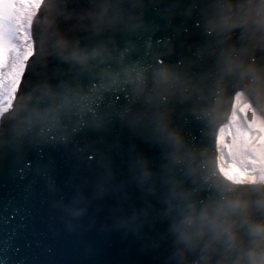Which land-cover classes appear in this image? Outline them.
<instances>
[{
    "label": "clouds",
    "instance_id": "1",
    "mask_svg": "<svg viewBox=\"0 0 264 264\" xmlns=\"http://www.w3.org/2000/svg\"><path fill=\"white\" fill-rule=\"evenodd\" d=\"M35 26L40 63L75 62L96 83L77 105L37 84L18 119L65 144L91 134L79 151L96 157L93 198L115 201L113 230L132 236L150 264H264V182L214 180L188 128L217 90L264 111V0H43ZM149 38L150 56L138 58ZM129 186L139 206L125 209ZM84 200L77 188L73 204Z\"/></svg>",
    "mask_w": 264,
    "mask_h": 264
},
{
    "label": "water",
    "instance_id": "2",
    "mask_svg": "<svg viewBox=\"0 0 264 264\" xmlns=\"http://www.w3.org/2000/svg\"><path fill=\"white\" fill-rule=\"evenodd\" d=\"M35 25L36 19L35 52L29 71L32 87L22 84L20 92L24 95L35 85L50 82L64 101L84 103V91L96 83L92 74L75 62L40 63L42 49L37 45ZM153 36L155 43L161 42L158 35ZM152 44L149 38L145 49L136 51L137 57L147 59ZM235 101V94L222 90L204 95L197 106L201 124H189L188 128L192 139L203 148L208 175L225 186L244 187L251 184L234 183L221 175L215 143L231 119ZM22 107L0 134V264H150L147 256L138 253L132 236L124 238L120 231L113 230V218L118 215L113 210V198H93L91 180L97 172L96 157L91 149L79 151L91 134L81 131L72 143L65 144L54 133L41 138L34 131L25 132L18 119L23 115ZM251 108L264 119V111ZM251 116L249 112L248 118ZM115 167L123 174L119 157ZM77 188L85 197L79 206L73 204ZM126 191L125 209L128 204L139 206L135 189L129 186ZM80 207H86V213L74 216Z\"/></svg>",
    "mask_w": 264,
    "mask_h": 264
},
{
    "label": "snow or ice",
    "instance_id": "3",
    "mask_svg": "<svg viewBox=\"0 0 264 264\" xmlns=\"http://www.w3.org/2000/svg\"><path fill=\"white\" fill-rule=\"evenodd\" d=\"M42 6V0H0V115L9 111L12 106L15 94L21 84L22 78L28 69V62L35 52L32 38V24L36 13ZM243 94L237 92L235 100L240 101ZM236 105L233 104L235 111ZM252 105L247 102L241 111L246 113ZM257 119V114L253 110V120ZM223 131V129H221ZM217 150H221V145L228 148V156H233L232 145L224 144L221 137H216ZM248 166L257 164V160H248ZM219 171L228 180L234 183H241L245 179L250 183L257 182L254 167H237L235 163L228 168L220 167ZM260 182H264V174L259 177Z\"/></svg>",
    "mask_w": 264,
    "mask_h": 264
},
{
    "label": "rangeland",
    "instance_id": "4",
    "mask_svg": "<svg viewBox=\"0 0 264 264\" xmlns=\"http://www.w3.org/2000/svg\"><path fill=\"white\" fill-rule=\"evenodd\" d=\"M247 103V101L245 100V98L243 97L240 101H236L235 105V111L233 112V116H232V121L236 122V127L238 128L237 131H235V133L233 134L234 136H236L238 139H241L242 137V133H248L251 134L253 137L256 135V133H262L264 134V120L262 118H260L259 116H257L256 120H253V116L251 121L246 120V121H241V118L243 117L244 119H246V115L244 111H241V109L243 108V105ZM250 111L252 112V109H248L246 110V113ZM237 139V140H238ZM264 141H263V145L262 147L260 146L259 149L257 150L258 155L260 154L261 158H264ZM264 172V170H263Z\"/></svg>",
    "mask_w": 264,
    "mask_h": 264
},
{
    "label": "bare ground",
    "instance_id": "5",
    "mask_svg": "<svg viewBox=\"0 0 264 264\" xmlns=\"http://www.w3.org/2000/svg\"><path fill=\"white\" fill-rule=\"evenodd\" d=\"M34 55V54H33ZM33 57V56H32ZM32 57L30 58L28 62V69L25 72L24 77L22 78L21 85L19 86V89L17 93L15 94L14 100L12 102V106L9 109L8 112L3 113L0 115V134L5 129V127L8 125V123L18 114V108L24 106L22 104V101L25 100L24 95L20 92L22 89V84L28 83L27 87H32V78H30L29 71L32 69Z\"/></svg>",
    "mask_w": 264,
    "mask_h": 264
}]
</instances>
